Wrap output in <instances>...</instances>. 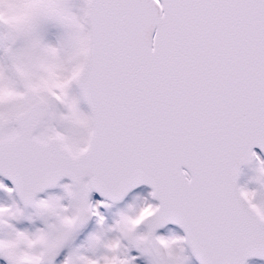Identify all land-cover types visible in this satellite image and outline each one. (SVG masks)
Masks as SVG:
<instances>
[{
	"label": "snow or ice",
	"instance_id": "obj_1",
	"mask_svg": "<svg viewBox=\"0 0 264 264\" xmlns=\"http://www.w3.org/2000/svg\"><path fill=\"white\" fill-rule=\"evenodd\" d=\"M0 264H264V0H0Z\"/></svg>",
	"mask_w": 264,
	"mask_h": 264
}]
</instances>
